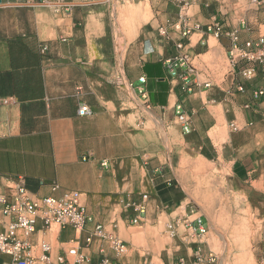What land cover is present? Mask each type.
<instances>
[{
	"label": "crops",
	"instance_id": "0c3cea01",
	"mask_svg": "<svg viewBox=\"0 0 264 264\" xmlns=\"http://www.w3.org/2000/svg\"><path fill=\"white\" fill-rule=\"evenodd\" d=\"M65 1L71 12L55 15L40 0H0V192L18 176L37 196L77 190L93 217L81 231L55 224L44 229L38 221L30 254L40 256L39 243L45 241L51 264H59L60 255L72 262L66 255L72 244L94 264L101 247L111 264H143L153 248L133 238L130 228L145 230L165 217L171 242L160 249V264H178L180 257L191 261L196 246L206 254V244L184 236L182 226L176 235L169 233L176 219L195 215L179 208L184 191L174 181L173 165L179 153L196 156L225 172L241 192L244 185L262 198L264 94L254 99L253 93L264 90V77L243 79L239 65L229 64L227 33L237 30L240 45L264 35V3L165 0L146 19L138 15L137 34L118 50L105 30L104 1ZM215 19L223 21L219 37L211 29ZM186 28L190 32L183 36ZM182 54L196 68L190 91L185 70L172 63ZM117 75L124 77L123 87ZM141 76L147 109L136 91ZM125 91L138 110L121 109ZM82 103L90 115H78ZM178 103L189 116L187 133L176 121ZM102 160L109 162L103 166ZM143 194L142 222L129 225L133 212L124 204ZM95 223L106 229L115 223L127 250L117 256L96 237L85 245Z\"/></svg>",
	"mask_w": 264,
	"mask_h": 264
},
{
	"label": "built area",
	"instance_id": "2783aa9c",
	"mask_svg": "<svg viewBox=\"0 0 264 264\" xmlns=\"http://www.w3.org/2000/svg\"><path fill=\"white\" fill-rule=\"evenodd\" d=\"M258 4H263L264 0H252ZM41 3L50 7L55 15H60L62 12L70 13L71 6L65 0H40ZM245 21H242V25ZM222 20H214L211 29L214 37L222 35ZM189 29L182 31L183 36L189 34ZM230 39L228 49L229 64L232 67L239 65V75L243 79H251L257 74L264 77V35H260L256 39L246 40L242 45L239 43L237 30H232L227 33ZM181 47V44H178ZM174 65L180 66L185 70L184 82L188 91L192 90L194 82L191 77L195 76L196 68L190 62L186 54L175 57L172 61ZM118 81L121 79L117 75ZM141 83L136 87L137 94L140 96L144 107L147 109L148 97L143 86L145 79L143 76L138 77ZM208 85V84H205ZM241 89V87H239ZM264 94L263 89L253 93V98ZM9 100L4 99L2 102L7 103ZM136 105H138L136 103ZM139 106V105H138ZM78 115H90L92 110L84 103L80 104L77 109ZM174 113L177 123L180 125L183 133L191 130L189 116L184 110L182 104L178 103L174 107ZM109 161L102 160L101 165L105 166ZM5 192H0V264H51L49 250L50 246L45 241H40L39 250L40 256H32V245L29 242V237L36 230V224L41 221L43 228L48 229L51 225H71L74 229L81 231L85 226L93 221V217L86 212L83 205L80 203V192L77 190H66L58 196L44 195L37 196L31 193L25 186L24 178L18 176L14 179L7 180L4 184ZM56 185L52 189H56ZM126 209L133 212L129 218L128 224L138 225L142 222L143 215L146 210V195L143 194L138 200L128 201L124 204ZM179 208L185 211L188 208L195 215L191 218L176 219L174 225H169L170 235L177 234L178 226L186 229L184 236L195 239V243H201L205 234L208 231V226L204 221L203 215L199 212L196 206L185 204ZM115 223L111 229H106L102 224L95 223L91 232L85 237V245L90 244L93 237L106 241L113 249L117 256L122 255L126 250V244L119 239L115 233ZM79 245L67 246L66 255L73 258L69 262L65 255L57 257L59 264H94L90 258L84 256L78 251ZM101 258L97 264H111L110 258L105 255L104 249H99ZM145 264H159L151 259ZM178 264H217L216 254L208 249L206 254L201 252V248L196 246L191 261H187L184 257L178 259Z\"/></svg>",
	"mask_w": 264,
	"mask_h": 264
},
{
	"label": "rangeland",
	"instance_id": "374dc122",
	"mask_svg": "<svg viewBox=\"0 0 264 264\" xmlns=\"http://www.w3.org/2000/svg\"><path fill=\"white\" fill-rule=\"evenodd\" d=\"M99 1L105 3L106 33L112 39V43L115 42L118 50H121L134 38L139 29V24L131 18L130 14L125 15L123 9L147 3L151 16L154 6L165 0ZM168 1L175 3V0ZM238 1L242 2V0ZM118 76L121 79L119 86L123 87L124 77ZM125 96L121 109L123 111L138 110V105L130 97L127 98L126 91ZM179 154L172 170L175 174L174 181L184 191V204L196 206L205 217L208 231L203 238V243L206 244L207 250L211 249L216 254L217 264H264V204L262 200L264 192H262V198L260 195L252 196L250 188L244 185L241 192L238 185L230 181L226 173L218 171L214 165L187 153ZM170 175L172 176V173ZM166 221L165 217L159 221L158 225L147 227L145 230L130 228L133 238L153 248L151 256L145 262L151 259L161 263L159 251L165 244L171 242V238L164 233Z\"/></svg>",
	"mask_w": 264,
	"mask_h": 264
},
{
	"label": "bare ground",
	"instance_id": "6f19581e",
	"mask_svg": "<svg viewBox=\"0 0 264 264\" xmlns=\"http://www.w3.org/2000/svg\"><path fill=\"white\" fill-rule=\"evenodd\" d=\"M123 13L125 15H129L130 14L131 18L134 21H136L137 17H139L138 15H140L143 19H146L148 17V15L150 14V11H149L148 4L147 3H143V4H139L138 6H132L130 8H127Z\"/></svg>",
	"mask_w": 264,
	"mask_h": 264
}]
</instances>
